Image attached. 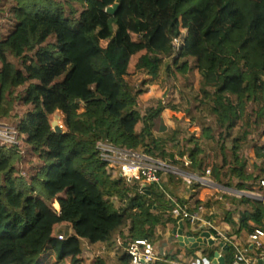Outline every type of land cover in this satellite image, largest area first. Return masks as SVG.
Wrapping results in <instances>:
<instances>
[{
    "label": "trees",
    "instance_id": "1",
    "mask_svg": "<svg viewBox=\"0 0 264 264\" xmlns=\"http://www.w3.org/2000/svg\"><path fill=\"white\" fill-rule=\"evenodd\" d=\"M180 38L166 77L197 71L204 84L193 97L199 128L188 147L175 131L154 135L163 107L125 113L132 57L141 54L156 78L162 59L154 55ZM57 111L66 128L60 134L49 120ZM0 123L14 125L19 137L18 145L0 144V264H81L84 240L108 242L120 250L112 264H129L124 247L156 239L165 224L156 213L169 201L154 186L139 192L126 183L101 161L97 142L143 148L187 174L209 169L224 188L264 191V0H0ZM25 153L37 163L28 166ZM236 205L237 221L226 214L237 234L264 229V203L241 196ZM64 223L73 233L59 239L53 229ZM114 233L122 247H114ZM217 249L203 254L209 259ZM232 253L225 251V264ZM89 264L109 263L97 255Z\"/></svg>",
    "mask_w": 264,
    "mask_h": 264
},
{
    "label": "built area",
    "instance_id": "2",
    "mask_svg": "<svg viewBox=\"0 0 264 264\" xmlns=\"http://www.w3.org/2000/svg\"><path fill=\"white\" fill-rule=\"evenodd\" d=\"M180 44V39L173 40L174 49H178ZM59 127L61 128V126ZM18 138V132L14 126L0 124L1 145H18ZM96 150L99 153L101 161H103L108 168L112 169L114 173L119 175L126 183L136 184L139 192L147 191L149 186H154L158 191L165 194L169 201L168 213L177 221L187 223L192 231L196 230L197 226L204 227L207 229L206 232L209 233L208 239L213 240L215 243L218 242L217 245L222 244V247H232V264H257L258 260L264 259V229L255 228L253 232L248 235V239L252 243V249L254 251V255L250 257L248 256L247 248H240L229 236L215 230L214 225L204 218V207L198 206L196 208H189L165 192L161 181V175L172 174L181 176L184 178L187 185L196 183L200 186H208L211 184L210 181L207 180V177L210 175L209 169L205 171L204 176L187 174L167 162L150 157L140 149L134 150L119 147L107 141L97 142ZM188 164L189 161L185 159L184 165L187 166ZM260 185L264 187L263 180L260 181ZM210 230H213L214 234H212ZM58 238L62 239V235H59ZM116 245L122 247L123 240L117 238ZM220 249L222 248L220 247ZM124 251L129 256V264H154L157 261L164 264H183L179 261L158 257L152 243L145 239L134 241V243L124 247ZM219 255L222 256L220 252ZM203 262L204 264H209L206 260H203ZM190 264H201V261L196 260Z\"/></svg>",
    "mask_w": 264,
    "mask_h": 264
},
{
    "label": "rangeland",
    "instance_id": "3",
    "mask_svg": "<svg viewBox=\"0 0 264 264\" xmlns=\"http://www.w3.org/2000/svg\"><path fill=\"white\" fill-rule=\"evenodd\" d=\"M73 7V10H68V15L71 17L74 15L73 11H76V15H78L79 12L78 6L74 5ZM181 35V37H184L186 35V31L182 30ZM175 53L176 49H172L162 55H154L155 57L162 59V70L156 78H153L152 74L142 67L140 61L141 54L132 57L125 80L132 88L133 100L127 106L125 113H128L129 111L132 112V109H134L142 117L146 114V112L152 109L156 111L158 107H163L155 120L154 135L163 137L168 136L172 131H175L178 133L177 142L179 145L188 147L194 144L193 140L197 136V129L199 128L196 119H193V121L191 120L192 116H196L194 107L197 102L193 99V97L201 94V91L204 90V84L200 82V76L197 71L189 72L182 76V78L180 74H177L178 80H175L172 77H166L165 63H170L175 57ZM182 102H184L183 108H179L178 111L173 109V106L180 105ZM49 120L51 125L52 123H56L58 126L61 124V130L66 131L64 116L61 112L57 111L50 117ZM0 124L14 126L10 123ZM160 127H164V130L160 129ZM136 129L139 131L141 129V124H138ZM140 150L144 151L143 148H140ZM24 157L27 162L29 161L27 163L28 166L37 163V160L30 158L27 153L24 154ZM27 164H24V167H26ZM22 174H24V172H22ZM113 204L115 208H118L119 205H121L116 197L113 199ZM54 206L57 211L60 210L57 203H55ZM70 233H73L72 226L67 223L58 225L53 229V235H62L65 237ZM112 237L115 240L117 238H121V236L117 233H114ZM83 243L81 264H89L97 255L106 257L107 262L112 264L120 253V250H112L110 253H107L105 247H99L102 243H94L93 246L85 240ZM55 261L56 259L49 264H55ZM60 264L69 263L63 262Z\"/></svg>",
    "mask_w": 264,
    "mask_h": 264
},
{
    "label": "crops",
    "instance_id": "4",
    "mask_svg": "<svg viewBox=\"0 0 264 264\" xmlns=\"http://www.w3.org/2000/svg\"><path fill=\"white\" fill-rule=\"evenodd\" d=\"M207 180L210 181V185L206 187L199 186L197 188H193L191 185H187L184 181V178L181 176H175L172 174L161 175L162 185L168 195L180 201V203L188 206L189 208H193L195 201L205 203L207 207L204 208V218L214 225L215 230L229 236L238 244L240 248L252 250V243L248 239L249 234H245L244 232L237 234L235 232V227L228 222L227 219L229 217L226 213L231 212L233 214L231 217L232 221H237L238 208L236 204L238 203L239 198L244 196L264 203V191H237L235 189H228L218 185L211 180L210 176L207 177ZM168 212L169 208L161 209L156 213L159 215L161 221L165 222V224H163L158 229L156 239L151 242L156 255L160 258L179 261L183 264H190L196 260H200L201 264H204L203 260H206L209 264H212L211 261L213 257L207 259L203 254V251L207 249V247H199L197 250L191 253V251L194 249H191L189 246L182 247L179 245L177 237L174 235V233L179 230L180 222H167ZM182 224L183 233L185 234L190 232L195 238L200 237L201 233L206 232L207 230L204 227L197 226L196 230L192 231L187 223ZM210 232L214 234L213 230H210ZM217 243L218 242L215 243L214 247H219ZM91 245L93 246V244ZM115 246L117 245L115 244L114 247ZM99 247H105L107 253L112 251L108 248V242L100 244ZM216 251H219L223 258L225 257V251L220 249V247ZM253 255L248 252V256L252 257ZM157 262L162 263L160 261Z\"/></svg>",
    "mask_w": 264,
    "mask_h": 264
},
{
    "label": "water",
    "instance_id": "5",
    "mask_svg": "<svg viewBox=\"0 0 264 264\" xmlns=\"http://www.w3.org/2000/svg\"><path fill=\"white\" fill-rule=\"evenodd\" d=\"M117 7L118 5L115 4L112 7L107 8L106 12L108 14H114L117 10ZM51 126L55 133L60 134L63 132L56 123H52ZM174 235H176L179 245L182 247L189 246L191 249H197L199 247L213 248L215 245V242L213 240L208 239L209 238L208 232L201 233L200 237H197V238L193 237L192 233L190 232H187L184 234L182 222L179 223V230L176 233H174ZM219 247H221L223 251H227L229 248L228 246L222 247V244H219ZM211 263L212 264H225V260L222 256L219 255V252L215 250L213 253V259ZM257 264H264V259L258 260Z\"/></svg>",
    "mask_w": 264,
    "mask_h": 264
},
{
    "label": "bare ground",
    "instance_id": "6",
    "mask_svg": "<svg viewBox=\"0 0 264 264\" xmlns=\"http://www.w3.org/2000/svg\"><path fill=\"white\" fill-rule=\"evenodd\" d=\"M60 123V122H59ZM60 126H61V124H60Z\"/></svg>",
    "mask_w": 264,
    "mask_h": 264
}]
</instances>
